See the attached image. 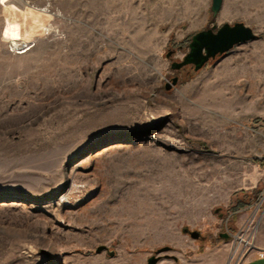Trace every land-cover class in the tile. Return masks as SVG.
<instances>
[{
  "label": "rangeland",
  "instance_id": "374dc122",
  "mask_svg": "<svg viewBox=\"0 0 264 264\" xmlns=\"http://www.w3.org/2000/svg\"><path fill=\"white\" fill-rule=\"evenodd\" d=\"M210 5L0 0V264L248 257L264 225V0ZM235 22L255 39L170 68L193 34Z\"/></svg>",
  "mask_w": 264,
  "mask_h": 264
},
{
  "label": "water",
  "instance_id": "95a60500",
  "mask_svg": "<svg viewBox=\"0 0 264 264\" xmlns=\"http://www.w3.org/2000/svg\"><path fill=\"white\" fill-rule=\"evenodd\" d=\"M222 0H211L210 13L212 16H216L220 7ZM256 34L254 31L244 25L243 23L236 22L234 24H222L218 28L216 26L209 27L208 29L196 32L191 36L190 42L188 44V52L184 54L180 62H172L170 68L172 70H180L185 66H192L194 71L200 70L203 65H205L210 59L215 58L217 55H223L227 53L234 46L246 44L254 40ZM171 52L166 54V58L170 56ZM177 77H173L170 83L165 84V89L168 90L177 83ZM184 233L187 232L186 229L183 230ZM190 238L198 239L199 232L188 231ZM223 237L227 238V235L223 234ZM168 247L161 248L155 252L154 255L147 259L146 264H155L160 260L159 253L168 251ZM105 250L109 256L113 255L112 251L104 246H99L96 249V253H101Z\"/></svg>",
  "mask_w": 264,
  "mask_h": 264
},
{
  "label": "crops",
  "instance_id": "0c3cea01",
  "mask_svg": "<svg viewBox=\"0 0 264 264\" xmlns=\"http://www.w3.org/2000/svg\"><path fill=\"white\" fill-rule=\"evenodd\" d=\"M224 1L225 0H222L221 7H220L218 13L220 12V10H222V6L224 4ZM224 24H229V23H224ZM257 233L258 234L256 236V240H255V243L253 246L254 249L248 255V257L245 260H243L240 264H264V225L261 226V228L259 229V232H257Z\"/></svg>",
  "mask_w": 264,
  "mask_h": 264
},
{
  "label": "bare ground",
  "instance_id": "6f19581e",
  "mask_svg": "<svg viewBox=\"0 0 264 264\" xmlns=\"http://www.w3.org/2000/svg\"><path fill=\"white\" fill-rule=\"evenodd\" d=\"M7 24L8 25L6 26L5 32L3 34L4 35V38L7 39L9 42H13L14 44H16L22 38V34H20L21 33L20 25L19 24L14 25V23L12 24L11 22L10 23H7ZM24 34H27V33H24ZM26 49L23 50V51H19L17 53H24V52H26ZM0 198L9 199V198H13V196L12 195H5V196L0 197ZM65 200H67V199L66 198H61V201H65ZM101 212H102V210L99 213L101 214ZM106 217L108 219L111 216H106Z\"/></svg>",
  "mask_w": 264,
  "mask_h": 264
},
{
  "label": "built area",
  "instance_id": "2783aa9c",
  "mask_svg": "<svg viewBox=\"0 0 264 264\" xmlns=\"http://www.w3.org/2000/svg\"><path fill=\"white\" fill-rule=\"evenodd\" d=\"M246 244H247L246 247H248V249H251L252 246H253L252 243H248V242H247Z\"/></svg>",
  "mask_w": 264,
  "mask_h": 264
},
{
  "label": "flooded vegetation",
  "instance_id": "af4514ba",
  "mask_svg": "<svg viewBox=\"0 0 264 264\" xmlns=\"http://www.w3.org/2000/svg\"><path fill=\"white\" fill-rule=\"evenodd\" d=\"M173 53V52H172Z\"/></svg>",
  "mask_w": 264,
  "mask_h": 264
}]
</instances>
